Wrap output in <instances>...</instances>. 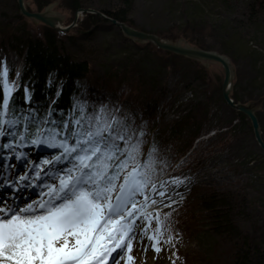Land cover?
<instances>
[{"label":"rangeland","instance_id":"374dc122","mask_svg":"<svg viewBox=\"0 0 264 264\" xmlns=\"http://www.w3.org/2000/svg\"><path fill=\"white\" fill-rule=\"evenodd\" d=\"M44 1L26 0L27 6L33 10H40L38 2ZM83 1L88 4L87 6L97 10L116 9L122 2L121 0ZM184 1H187V7ZM252 1L131 0L127 17L130 19V24L136 28L162 36L177 38L183 36L182 31L186 30L188 37H183L189 42L192 38L201 39L208 49L223 53H225L222 50L223 46H227L229 52L226 54L231 57L235 66V84L240 87L239 91L245 96L249 92H257L258 96L262 94L264 96V16L254 22L252 28L248 26L246 17L249 16L248 5ZM66 2L68 0H51L49 3L54 4L53 8L64 16V23L69 24L73 20L74 11L66 5ZM194 6L200 11L196 17H191ZM17 13L22 18H18ZM82 20L72 29L60 32L61 43L72 57L78 60L86 59L90 63L89 76L94 81L97 92L99 91L97 87L105 84L108 74H117L123 69H126L128 74H132L125 78L120 87L119 93L123 95L121 100L115 98L101 104L99 114L109 118L121 110L124 113L120 116L118 114L117 119L124 121L131 128L137 129V126H140L139 130L144 133L141 137L143 157L153 147L156 149L154 158L157 163L153 177L156 189L147 190L143 195H138L136 200L139 203L144 202L145 196L148 200H153L154 192L165 193L164 196L158 194L165 199L154 207L157 210L153 211L152 215L167 217L163 240L167 241L169 237L172 239L170 243H162L160 245L162 250L156 252L151 247L153 241L143 237L138 228L137 239L133 241L136 259L140 258L146 264H229L236 248L233 243L237 241L235 237L237 232L249 236L254 234L253 240L263 245L264 229H259L257 226L264 224V150L254 139L249 119L243 121L242 129L239 121L233 122L238 125L236 130L219 128V121L229 116V106L225 101L222 103L219 97V92L222 94L221 85L224 77L222 67L215 62H209L207 66L198 62L206 71L205 85L204 83L199 85L200 82L191 83V78L184 79L193 74L194 65L183 59H179L177 63L180 70H162L159 74L163 87L161 99L155 100L158 92H153L149 99L152 104L154 100L157 102L156 121L162 130H149L144 124L147 116L134 103V97L141 92V88L135 84L134 76L150 75L148 70L155 69L158 61L167 57L160 52L164 50L152 43H150L152 46L146 48L149 43H138L127 38L118 26L108 20L93 23L86 22L84 18ZM1 22L10 23L12 28H20L25 22L30 33L41 37L46 26L22 15L17 0H0ZM67 36H74V42ZM1 59L8 73L12 69L20 72L24 63L20 55L13 50H2ZM155 80L157 81V77ZM78 85L80 91L75 95L76 99L74 97L72 107V112L75 113H81L86 105L87 80H82ZM234 89L236 87L233 88L235 92ZM200 101L209 111L208 116L212 120H204L196 126H190L188 131L184 130L181 135H176L178 137L163 136L164 130H167L184 113L195 109L194 105ZM258 112L261 115V127L264 132V100ZM197 113L194 111L191 116L194 117ZM26 116L30 117L31 113ZM33 117L31 123L37 120L35 116ZM200 117L201 115L198 116ZM43 121H46L45 117L37 120L42 129L54 128L61 131L54 122L45 124ZM197 128H200L199 134L191 140V133ZM47 135L45 133L41 140ZM32 139L28 140L25 137L24 140H20L19 136H16L13 140L11 136L5 135L0 137V145L11 144L12 147L9 149L0 146V148L2 152L15 154L17 157H20L21 153L28 155L29 161L25 163L23 160L22 163L31 166L30 162L35 159L33 156L35 145L39 144H33ZM44 145L56 157L61 155L62 150L54 147L47 139ZM183 149L186 151L181 153ZM44 153L45 150L39 152L37 167L43 168L45 160H51L50 157L46 158ZM66 161L54 162L48 174L59 173L62 162H65L66 171L72 166L70 163L66 164ZM47 183L49 182L46 181L41 188L47 186ZM34 196H37V193L32 194L30 198ZM223 214L234 222L231 226L235 229L231 231L232 236L220 231L224 223H220L216 216ZM137 223L143 222L138 220ZM155 227L156 222L153 220L149 235ZM126 253L128 255V252Z\"/></svg>","mask_w":264,"mask_h":264},{"label":"snow or ice","instance_id":"6c2138e0","mask_svg":"<svg viewBox=\"0 0 264 264\" xmlns=\"http://www.w3.org/2000/svg\"><path fill=\"white\" fill-rule=\"evenodd\" d=\"M7 77L4 67L0 71V137L8 135L15 140L21 119L6 118L15 111L10 103L15 85ZM72 123L71 129L65 123L59 126L62 131L37 128L34 133L33 144L42 142L47 133L53 146L63 150L55 161L67 160L72 166L61 169L58 183L47 186L46 198L23 207H0V264H119L118 258L125 251L128 261H133L130 253L138 228L143 237L153 241L151 247L156 252L162 250V243L171 242V237L163 240L167 217L145 210L147 196L142 203L136 200L147 190L156 189V149L141 159L144 133L103 115L81 116ZM30 126H25V133ZM19 138L24 140L25 135ZM138 220L143 223L138 224ZM153 220L156 227L149 235Z\"/></svg>","mask_w":264,"mask_h":264},{"label":"trees","instance_id":"16d2710c","mask_svg":"<svg viewBox=\"0 0 264 264\" xmlns=\"http://www.w3.org/2000/svg\"><path fill=\"white\" fill-rule=\"evenodd\" d=\"M51 0H45L44 2H38V6L40 9L43 8L44 5L48 4ZM120 7L116 9H101L104 13H107L119 20L127 21L130 23V19L127 17V12L131 5V0H121ZM185 3L187 1H184ZM66 5L71 8L72 11H75L79 7H91L85 4L83 0H68ZM187 7V3H186ZM199 11L196 6L192 8L191 17H196L199 14ZM249 16L246 17L247 24L252 28L253 23L262 19L264 16V0H253L248 5ZM247 11V13H248ZM18 18H22L19 13L16 14ZM86 22H97L100 20H104L101 16L94 13H87L84 18ZM4 22V21H3ZM190 25L188 19V27ZM186 30L182 31V35L188 37L186 34ZM43 37L35 36L30 33L27 24L24 22L22 27L12 28V25L0 23V71L2 65L1 52L2 50H13L17 52L20 57L23 59V66L18 72L16 69H12L8 73V81L9 83H14L15 88L11 94L12 99L10 101L12 108L15 110L14 115H10L6 117L7 119L12 118H20L21 124L17 127V136L20 134H24L27 138L35 137L34 133L37 128L42 129V127L37 123V120L45 117L46 120H50L54 122V125L61 129L59 126L65 123L69 124V128L74 127L73 121L75 119H79L81 116L93 117L99 114V109L101 104L108 103V101H112L115 98H118L120 101L122 94L119 93L120 87L130 74L127 73L126 69L120 70L117 74H108L106 77L105 84L99 88L98 92L96 90V85L94 81H92L89 73L91 72L90 63L86 59H75L69 53H67L62 45L60 38L61 33L54 30L51 27L44 26ZM70 38V41L74 42V36H67ZM191 43L205 47L204 41L197 38L190 39ZM146 48L151 45L147 44ZM224 45V44H223ZM152 46V45H151ZM222 50L226 53L229 52V48L227 46H223ZM160 51V50H159ZM164 55H167L166 58L160 59L157 64V67L152 70H148L150 75L144 76H134L136 78L135 84L141 88V92H138V95L134 97L135 105H138L140 110L144 112L145 119L144 124L146 128L149 130H158L159 128L158 122L156 121V107L157 102L156 99H161V93L163 92V87L160 80V73L162 70L166 71L167 69H179L178 62L179 59H183L194 65L193 74L190 76L184 77L185 80L189 78L191 83H198L201 85L206 84V71L201 64L197 61L188 59L186 57L180 56L178 54L168 52V51H160ZM195 74V75H194ZM132 76V74L130 75ZM185 76V73H183ZM157 77V81L155 80ZM86 79L87 85L85 87V98L86 105L83 108L81 113L72 112V107L74 103L75 95L80 91L79 83ZM202 79V80H201ZM205 82H204V81ZM236 85V84H235ZM235 92L233 91L232 96L236 100L246 101L251 99L259 98L262 95H257L258 93L249 92L248 94L243 95L239 89L240 87L236 85ZM190 86V85H189ZM192 86V85H191ZM197 86V85H196ZM238 89V90H237ZM195 90V89H194ZM118 91V92H117ZM153 92H158V96L155 98L153 104L149 102L151 94ZM3 95V87L0 85V97ZM220 101L224 103V99L222 94L219 92ZM201 101L194 105L195 109H191L189 112L184 113L180 118H177L167 130H164L163 136L167 135L166 138L178 137L176 135H181L184 130L185 132L189 130L190 126H196L197 123H201L204 120H212L208 116V110L205 106L201 105ZM119 105V104H118ZM121 107V105H119ZM229 116L226 119L219 121L220 127H227L229 129H237L238 125L233 124V122L239 121L240 128L242 129L243 121H245L247 116L234 109L229 108ZM31 110V111H30ZM30 111V112H29ZM197 111L198 113L193 117L191 113ZM31 113L30 117L35 116L37 120H34V123L31 121H27L23 119L27 117L26 115ZM124 112L118 110L116 114H112L111 117H118L122 115ZM201 115L200 118L198 116ZM258 118L261 123V115L257 113ZM198 118V120H197ZM200 121V122H199ZM31 125L28 127V133H32L33 135L29 136L28 133H25V126ZM262 125V124H261ZM133 128V127H132ZM135 130H139L140 126L133 128ZM62 131V129H61ZM140 131V130H139ZM157 131V133H158ZM200 128L194 129L191 133V140H193L199 134ZM263 132V127H262ZM147 136V134H146ZM264 136V132H263ZM159 137V136H158ZM18 139V137H17ZM222 138H219L221 142ZM71 142V141H70ZM180 151V150H179ZM186 150H182L183 153ZM178 152V151H177ZM143 157V155H142ZM141 159L143 160V158ZM155 179V178H154ZM153 179V180H154ZM223 213V212H222ZM226 214L222 216L217 215L219 218V222L224 223L223 228L220 230L223 233H229L232 236L231 231L235 229L231 227L234 222L229 220ZM180 216H178L179 218ZM231 221V222H230ZM185 221L183 220V224ZM259 229H264V224L257 226ZM235 237L237 241L235 244L236 248L232 253V259L229 260V264H264V244L261 245L253 240L254 234L249 235H241L240 233H236Z\"/></svg>","mask_w":264,"mask_h":264},{"label":"water","instance_id":"95a60500","mask_svg":"<svg viewBox=\"0 0 264 264\" xmlns=\"http://www.w3.org/2000/svg\"><path fill=\"white\" fill-rule=\"evenodd\" d=\"M17 5L20 13L25 17L35 23H43L58 32H66L70 30L83 19V16L86 13H94L118 26L124 36L135 42L152 43L161 50L195 60L200 62L203 66H207L209 62L218 63L224 72L221 85L222 97L224 101L231 109L240 111L247 116L251 122L254 139L258 146L264 150V136L261 123L257 115L258 111L262 107L264 96L248 101L236 100L232 96L235 85L236 70L231 57L226 53L192 44L183 36L173 38L138 29L128 22L109 17L103 11L91 7H79L74 12L73 20L69 24H65L64 16L53 8V3L47 4L41 10L30 9L27 6L26 0H17Z\"/></svg>","mask_w":264,"mask_h":264},{"label":"bare ground","instance_id":"6f19581e","mask_svg":"<svg viewBox=\"0 0 264 264\" xmlns=\"http://www.w3.org/2000/svg\"><path fill=\"white\" fill-rule=\"evenodd\" d=\"M105 14H107V13H105ZM86 15H87V13L83 16V18H85ZM107 16L115 18L109 14H107ZM115 19H117V18H115ZM105 20H107V19H105ZM117 20H119V19H117ZM120 21H123V20H120ZM125 22H127V21H125ZM4 67H6V66L3 63L2 69ZM75 99H76V97H75ZM46 139L48 142L54 143V141L51 139V137H49L47 135L42 140V142L35 145V151L33 154V156H35V159H34V161L30 162L31 166H27V165H24V163H22L23 160L25 161V163H27L29 161L30 158L27 157L28 155L21 153V156L17 157L15 154L2 152V150L0 148V207L17 206V205L20 207H23L26 204H28V197L32 194V192H38V191L40 192L41 191V194L40 193L38 194L39 200H41L42 198H46V197H44L43 194L48 191L47 186L52 184L53 182L58 181V180H56V177L58 176V174L59 175L62 174L61 171L59 173L53 174V175L48 174L49 170L51 169V166L53 164H55L54 162H56V161L52 156L53 155L52 151L49 150L48 147H46V145H44V141H46ZM42 150L46 151V153H44V156L46 158L50 157V159H51V160L47 159L45 161H53L52 164H45V166L43 168H41V166L40 167L36 166L37 160H39L38 154ZM35 160H36V162H35ZM59 166H61V164H59ZM59 166L57 165V167H59ZM63 170L65 171V169H63ZM195 176H197V174ZM189 180L190 179H188V181ZM46 181L49 182V183H47L48 185L45 186L41 190L40 188L42 186H44V183ZM56 183H58V182H56ZM158 194H159L158 191L153 193L152 197L154 198L153 200L156 201V203L153 204L152 203L153 200H148L149 205H152L153 207H155L164 201L165 197H160V196H158ZM35 198H37V196H34L32 199H35ZM29 201H32V200H29ZM126 252L127 251H125L122 258H118L119 264H146V262H143L142 260H140V258L136 259V253H135L134 246H132V251L130 253L134 257L133 261H128L127 257L129 255V253L127 255ZM144 255L147 256L146 254H144ZM145 258H147V257H145ZM109 264H111V261L109 262Z\"/></svg>","mask_w":264,"mask_h":264},{"label":"built area","instance_id":"2783aa9c","mask_svg":"<svg viewBox=\"0 0 264 264\" xmlns=\"http://www.w3.org/2000/svg\"><path fill=\"white\" fill-rule=\"evenodd\" d=\"M190 92V91H189ZM189 98V97H188Z\"/></svg>","mask_w":264,"mask_h":264}]
</instances>
